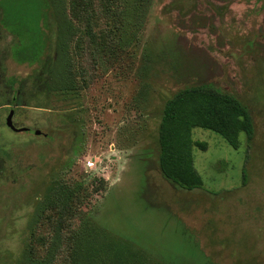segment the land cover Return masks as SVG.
<instances>
[{
	"label": "rangeland",
	"instance_id": "obj_1",
	"mask_svg": "<svg viewBox=\"0 0 264 264\" xmlns=\"http://www.w3.org/2000/svg\"><path fill=\"white\" fill-rule=\"evenodd\" d=\"M125 2L94 29L100 46L70 43L72 92L49 91L44 75L11 105L2 81L34 67L0 66V264H72L62 233L84 220L137 246L147 264H264V0ZM187 86L233 96L253 126L238 149L191 130L206 148L192 146L202 186L190 191L161 175L156 150L163 105ZM10 110L27 131L6 127ZM70 193L79 218L61 209Z\"/></svg>",
	"mask_w": 264,
	"mask_h": 264
},
{
	"label": "trees",
	"instance_id": "obj_2",
	"mask_svg": "<svg viewBox=\"0 0 264 264\" xmlns=\"http://www.w3.org/2000/svg\"><path fill=\"white\" fill-rule=\"evenodd\" d=\"M116 0H0V66L6 60L17 65L34 67L22 79L5 78L2 88L9 93V103L15 105L23 85L48 75L49 91L63 94L74 90L75 77L70 55V43L75 37L88 38L94 48V29L103 19L113 18ZM127 7L125 0H123ZM136 2V0H133ZM69 7V12H67ZM128 11L125 9V12ZM127 16V14H125ZM107 36L111 35L107 31ZM79 40V39H78ZM83 42L81 46L85 45ZM211 131L238 149V137L247 144L253 138V126L246 108L233 96L208 86H187L172 95L163 105L157 127V158L161 175L184 190L199 189L201 179L193 167V144L205 149L206 144L191 140V130ZM247 158V156H246ZM246 173L243 171V181ZM103 180H99V184ZM97 186L83 196L88 199L103 186ZM64 194L60 195V198ZM73 193L62 197L64 214L70 219L67 203ZM45 196L44 203L51 200ZM79 203L80 199L75 196ZM39 207L34 215H38ZM69 248L72 264H147L149 258L129 241L116 238L101 227L84 220L77 229L69 228L61 238Z\"/></svg>",
	"mask_w": 264,
	"mask_h": 264
},
{
	"label": "water",
	"instance_id": "obj_3",
	"mask_svg": "<svg viewBox=\"0 0 264 264\" xmlns=\"http://www.w3.org/2000/svg\"><path fill=\"white\" fill-rule=\"evenodd\" d=\"M12 116H13V110H10L6 119H5V124H6L7 128H9L10 130L15 131V132H21V131H27L28 130L27 128H16L12 122ZM40 133L41 132L39 130L34 131L35 135H39Z\"/></svg>",
	"mask_w": 264,
	"mask_h": 264
},
{
	"label": "built area",
	"instance_id": "obj_4",
	"mask_svg": "<svg viewBox=\"0 0 264 264\" xmlns=\"http://www.w3.org/2000/svg\"><path fill=\"white\" fill-rule=\"evenodd\" d=\"M86 166L88 168H92L93 167V163L88 161V162H86Z\"/></svg>",
	"mask_w": 264,
	"mask_h": 264
}]
</instances>
